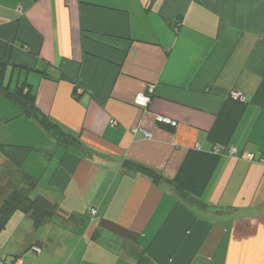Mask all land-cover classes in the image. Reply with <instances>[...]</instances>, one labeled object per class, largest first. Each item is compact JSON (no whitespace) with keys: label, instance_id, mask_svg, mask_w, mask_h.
Returning a JSON list of instances; mask_svg holds the SVG:
<instances>
[{"label":"crops","instance_id":"obj_1","mask_svg":"<svg viewBox=\"0 0 264 264\" xmlns=\"http://www.w3.org/2000/svg\"><path fill=\"white\" fill-rule=\"evenodd\" d=\"M0 60V171L55 209L9 217L5 263L264 264V0H0ZM22 75L79 149L5 97Z\"/></svg>","mask_w":264,"mask_h":264},{"label":"trees","instance_id":"obj_2","mask_svg":"<svg viewBox=\"0 0 264 264\" xmlns=\"http://www.w3.org/2000/svg\"><path fill=\"white\" fill-rule=\"evenodd\" d=\"M6 67L7 64L0 60V82L6 77ZM13 67L21 69L25 72L28 71L27 68L20 66ZM3 90L5 91V97L19 109L21 116L39 124V126L59 145L64 147H74L77 149L80 148V144L75 137L64 132L57 124L53 123L38 110V108L35 106V95L31 92L29 86L26 83L20 82L16 85L14 91L11 93L7 92L6 87H4ZM125 166L131 167L136 172L143 174L155 185H158L163 180L161 175L156 174L154 171L148 168L127 163ZM25 181L27 188L24 191L14 190L6 199L1 202L0 230L4 227L9 217L14 212L19 210H22L26 215H28L33 220L35 226H39L45 219L53 215L55 209L47 201L43 199L30 198V192L33 188V185L28 180ZM176 192L178 193L179 197H189V195L184 193L180 188L176 187ZM139 262L142 263L143 261L139 260Z\"/></svg>","mask_w":264,"mask_h":264},{"label":"built area","instance_id":"obj_3","mask_svg":"<svg viewBox=\"0 0 264 264\" xmlns=\"http://www.w3.org/2000/svg\"><path fill=\"white\" fill-rule=\"evenodd\" d=\"M152 90H153V87L152 86H149L147 88V92L148 93H137L135 94L134 98H133V104L138 107V108H146L150 102V94L152 93ZM230 98L233 99V100H240V101H243L244 100V96L241 92H237V91H233L231 92L230 94ZM156 121L158 123H161V124H167V125H170L171 127H174L175 126V122L165 118V117H162V116H159L156 118ZM115 122L114 121H110V124H114ZM145 133V132H144ZM230 153L231 154H235L236 151L231 149L230 150ZM247 158H250V156H246ZM90 214L91 215H95V211L94 210H90ZM31 251L34 253V254H39L40 253V248L39 247H31ZM0 264H7L5 263L4 259H0ZM11 264H22L21 260L19 258L15 259L13 263Z\"/></svg>","mask_w":264,"mask_h":264},{"label":"rangeland","instance_id":"obj_4","mask_svg":"<svg viewBox=\"0 0 264 264\" xmlns=\"http://www.w3.org/2000/svg\"><path fill=\"white\" fill-rule=\"evenodd\" d=\"M24 74V73H23ZM18 75V72H15V76ZM16 78L14 77L10 84V91H13L16 84ZM9 77L5 78L4 83L7 84ZM23 80V75L21 77V82ZM1 109V108H0ZM5 178V179H4ZM0 197L9 196L12 191L20 190L24 191L26 187V181L21 177L16 175L14 172H9L8 174H2L0 171Z\"/></svg>","mask_w":264,"mask_h":264}]
</instances>
